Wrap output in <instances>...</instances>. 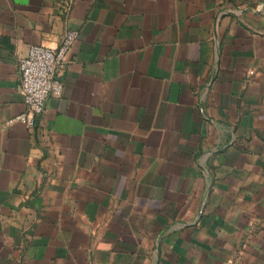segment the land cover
I'll use <instances>...</instances> for the list:
<instances>
[{
    "label": "crops",
    "instance_id": "0c3cea01",
    "mask_svg": "<svg viewBox=\"0 0 264 264\" xmlns=\"http://www.w3.org/2000/svg\"><path fill=\"white\" fill-rule=\"evenodd\" d=\"M0 264H264V0H0Z\"/></svg>",
    "mask_w": 264,
    "mask_h": 264
},
{
    "label": "built area",
    "instance_id": "2783aa9c",
    "mask_svg": "<svg viewBox=\"0 0 264 264\" xmlns=\"http://www.w3.org/2000/svg\"><path fill=\"white\" fill-rule=\"evenodd\" d=\"M77 37L75 30L66 29L55 47L30 45L25 54L18 57L24 111L10 122H19L27 129L33 128L38 117L44 113L48 99L61 96L62 84L57 77V71L63 68Z\"/></svg>",
    "mask_w": 264,
    "mask_h": 264
}]
</instances>
